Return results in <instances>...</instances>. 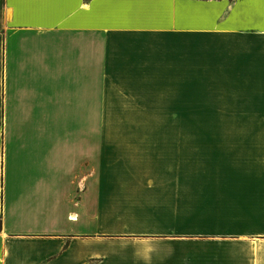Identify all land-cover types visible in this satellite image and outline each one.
Listing matches in <instances>:
<instances>
[{"label":"crops","instance_id":"obj_1","mask_svg":"<svg viewBox=\"0 0 264 264\" xmlns=\"http://www.w3.org/2000/svg\"><path fill=\"white\" fill-rule=\"evenodd\" d=\"M161 83L235 133L97 144ZM257 115L264 0H0V264H264Z\"/></svg>","mask_w":264,"mask_h":264},{"label":"rangeland","instance_id":"obj_2","mask_svg":"<svg viewBox=\"0 0 264 264\" xmlns=\"http://www.w3.org/2000/svg\"><path fill=\"white\" fill-rule=\"evenodd\" d=\"M160 86H163V89L154 92V95L155 93L159 95L158 100H153V104L150 102L149 107L139 109V113L97 114L95 116L97 144H105V141L106 144H112L120 140H167L171 135L178 138L184 133L190 134L195 140L208 139L215 142L216 138H228L230 137L228 135L235 133L232 130L235 115L216 114L215 107L211 109L193 106L191 109L193 113L189 115L167 113L170 110L167 84L161 83ZM147 93L150 94L151 91ZM200 111L203 113H198ZM208 111L211 113H207ZM248 117L256 122L264 120V116Z\"/></svg>","mask_w":264,"mask_h":264}]
</instances>
